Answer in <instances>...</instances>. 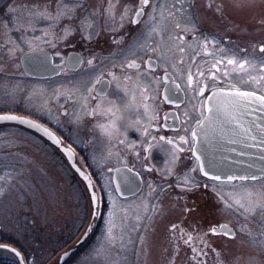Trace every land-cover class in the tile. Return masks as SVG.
<instances>
[{
	"label": "flooded vegetation",
	"instance_id": "flooded-vegetation-1",
	"mask_svg": "<svg viewBox=\"0 0 264 264\" xmlns=\"http://www.w3.org/2000/svg\"><path fill=\"white\" fill-rule=\"evenodd\" d=\"M163 1L151 0V3L162 4ZM137 3L130 4L129 16L125 19L124 27L122 28L118 24H114L112 28L104 25L106 21L100 18L103 17L101 10L105 5L98 8V13L95 16L86 7L78 9L79 12L84 9L87 10L91 22L98 21L100 22L99 25L102 24V27L95 28L94 26V29L87 32V29L90 28L85 26V35L91 34L90 39H84L83 36L77 37V41L66 39L63 41L64 44L58 45L55 49H51L49 44H45L26 46L23 51H20L16 45H12L11 43L7 44L6 41L0 39V49L6 53V56H17L20 71L15 76H20L21 74L32 83L39 85L34 86L40 87V90L42 89V85L43 87L45 85L44 93L47 97L45 101L40 98L43 104L42 110H29L19 105H5L0 106V113H13L34 119L53 132L61 143L57 145L53 141L50 142L43 136L24 128L16 126L5 127H12L22 134H28L33 137L40 144L41 153L45 154L47 158L45 162H51V165L57 168L58 166H62L65 176L70 178L68 179L69 186L76 188V184L80 185L82 181L69 166L64 157L65 155L59 147L62 145L63 147L70 148L75 162L79 164L80 168L90 178L92 187L96 189V193L103 203V207L104 204L110 203V197L115 199V204L117 205H120L122 202L127 203L131 200L148 201L149 204H152L164 198L166 194H172L173 199L183 198L185 202H189L191 206L194 205L197 209L201 208L200 204H204V202L208 204L209 201L211 204H208L206 208L208 206L210 208L217 201L231 203L229 200L230 197L228 196L230 188L226 189L225 187L227 185H233L236 183L235 181H221L220 184L212 185L210 188H195L185 194L182 185V181L185 178L182 168H178V173L173 171L172 175H165L169 165L165 164L166 156L160 150L162 147L160 142L157 141V145L152 147L150 152H144L143 148L148 147L146 142L152 136H178L184 134L183 128L190 127L194 123L196 113L193 111V107H198V98L195 97L194 92L202 85H207L209 90L235 86L241 90L257 91L259 94H264V81L257 83L250 79L251 76L260 75L258 71L249 72L247 69L242 71L227 64L228 59H235L237 61L246 59L258 64L261 59H264V54L259 51L260 46L264 45V40L257 41L256 37L249 38L247 41L240 39L239 42L244 46H239L233 42H229L234 41L237 37H224V35L214 37L213 32H210L200 25L198 19L195 17L194 4L191 3L189 5V12L194 22L192 28L187 26L188 30L184 31L183 29L186 25L180 23L181 27L177 29L175 27L176 23L173 25L171 18L164 24L166 28L164 44L166 47L173 49L171 52L166 50L162 51L159 48L154 52L151 51L150 49L155 48L156 43L160 41V36L152 34L151 38L146 40V43L150 46L149 50L147 52H140L138 56L131 55L128 54L129 46L138 37L141 38L140 42L144 43V36L147 34L144 23L148 20L147 15L141 18L140 24H132L129 22V19L133 17ZM118 8L122 10V7H119V5ZM148 11H151V9ZM117 17L118 20L119 16ZM39 23L40 28H42L43 23ZM256 25H260L257 28H264L263 21H259ZM168 31L172 34L167 33ZM173 31L176 32L173 33ZM26 32L30 34L24 35L17 28V30L12 31L13 37H10L12 38L11 41L18 42L22 45L23 38L27 37L31 39L41 35L40 31L37 32L36 28L34 32ZM259 33L263 35L264 31ZM177 35L183 36L184 39H175ZM169 36L172 37L171 40L168 39ZM15 39L19 41H15ZM46 40L48 39L46 38ZM206 40L208 43L205 45ZM34 41L38 40L36 39ZM48 41H50L49 43L53 42L51 40ZM181 47L184 49L183 52L179 51ZM12 49L14 51L10 52ZM35 51L49 53L52 56L53 64L63 67L49 77L31 76L22 68L21 58L24 54ZM149 59L151 60V64L148 63ZM88 60H92L93 63L89 65L87 63ZM77 61H82V63H77ZM127 61H135V65L139 67L127 68ZM165 68H167L168 76L171 79L165 78ZM189 72L194 78L191 87L187 84V75ZM109 73H112L116 79L113 78V75H109ZM200 73H203V76ZM125 76L133 77V82L140 76L143 78L139 79L140 86L134 89L133 82L124 81ZM213 76H215V79H213ZM97 77H99V81H97ZM118 84L120 86L119 89L117 88ZM175 85H179L180 88L176 89ZM88 88L93 89V91L88 92ZM141 88H147V91L143 93V97L141 95ZM166 88L174 91L179 99H175L174 103L164 101L163 97ZM101 90L106 95H101ZM125 90L127 91V95L125 94ZM133 92L135 93L137 104L143 99V103L148 104L150 110H154L159 117L158 121L153 123V128L149 130L150 135L148 136H143L134 130L136 126L131 123L136 119L141 121V126L146 123L147 117L144 115V108L142 106H133L126 109L124 107L130 103ZM36 93H38L37 89ZM207 94H210V92ZM146 97H150L151 99H144ZM85 98L87 100L86 104ZM98 103L101 105V109L111 108L112 113L105 111L93 113V109L96 108ZM113 113L115 114L113 115ZM185 113L189 117H192L187 124L183 123L186 119ZM165 114H168L166 122ZM77 116H79V119H77ZM174 116L179 117L181 127L179 133L170 130V127H174ZM112 120L116 121L119 133L109 136L101 129L100 125H107ZM165 123L169 127H165ZM0 134H2V131ZM120 141H123V143ZM109 153L112 154L111 157L103 159L104 157H108ZM22 159L24 160L23 166L25 170H28V167L34 163L31 157H26L23 153ZM4 160L8 164L6 168L11 169V171H18L17 165L11 163L9 157L4 158ZM14 161L20 162L21 157ZM147 167H151L153 171L151 173L146 172L145 168ZM125 168L130 170L129 175L136 177L138 187L133 186L130 194L121 196L118 193H114L113 188H115L118 182L116 170L120 169L123 171ZM109 169H112L111 176L113 179L111 186L108 184ZM174 174L176 175L171 181L166 179H170ZM196 179L201 184L206 182L205 178L199 175L196 176ZM178 182H181L180 187L177 186ZM243 183L249 184V190L255 188L251 187L255 185L251 181ZM83 184L85 185L86 183L83 181ZM149 186H151V190ZM219 187L220 189L224 188L226 190L222 193L228 199L220 192ZM221 197L224 199L222 200ZM224 223L230 225L226 220L213 222L208 227L199 225L198 221L196 224L192 223V225L186 227H180L173 223L169 226L172 229V237L177 236L181 244L180 247L176 248V251L183 253L188 250L192 251V248H196L197 252L193 253V257L198 262V258L201 255L199 250L203 248L207 253L206 257L201 255L204 257L205 262L207 264L209 262V264H215L214 259L209 253L213 250L205 248L201 237L212 248L211 243L214 242L212 238L226 236L211 235L210 229L212 227L219 229V225ZM84 224L85 220L80 224L79 230ZM253 224L259 227L257 221L254 220ZM105 225H107V218L103 219V213H101L92 234L99 236L102 231L104 232ZM173 225L176 227L173 228ZM79 230H76L74 235ZM141 230L138 231L139 233L134 240V250H137V246L141 241ZM205 233L208 235H205ZM181 236H183V239H180ZM189 236L192 237V240L189 243H185L184 241L188 240ZM6 240L11 241L10 239ZM185 244L191 248H185ZM208 258L211 259L209 260Z\"/></svg>",
	"mask_w": 264,
	"mask_h": 264
},
{
	"label": "rangeland",
	"instance_id": "rangeland-1",
	"mask_svg": "<svg viewBox=\"0 0 264 264\" xmlns=\"http://www.w3.org/2000/svg\"><path fill=\"white\" fill-rule=\"evenodd\" d=\"M66 2L71 5L72 0H66ZM79 2L85 5L91 13H98V8L102 5L107 6L106 0H79ZM135 3L137 0H119L118 5L122 9L123 5H127L131 9L130 4ZM191 3L195 4V12L200 25L213 32L214 37L223 35L224 37H237L234 41L229 42L239 46H244L239 42L240 39L247 41L249 38L256 37L257 41L264 40L260 39L264 38V34L259 33L264 31V28H257L260 25H256L259 21L264 22V0H164L162 2L173 11H175V9H171L173 4L176 5V9H180L182 5V11H176V15L171 17L172 24L179 22L189 28L194 25L189 12ZM56 5L57 0H0V39L6 41L7 44L16 45L20 51H23L26 46L45 44H49L51 49H55L58 45L64 44L63 41L66 39L77 41V37L86 34V29L83 31L81 29L82 20L85 21L84 27L92 24V28L87 29V32L94 29V26L95 28L102 27L98 21L91 22L89 13L85 9L81 12L77 10L73 20L61 19L58 23L36 15L45 6H50V10L54 11ZM218 8L219 10H217ZM10 9L13 11H9ZM100 19L104 21V15ZM39 22L43 23L42 28H40ZM104 25L111 28L114 26L110 22L104 23ZM65 27L71 30V34L62 39L65 37ZM17 28L24 35H29L30 33L26 31L34 32L36 28L41 35L31 39L25 37L20 45L18 42L11 41L12 38H10L13 37L12 31ZM46 38L53 42L49 43L50 41ZM36 39L39 42L34 41ZM17 40L15 39V41ZM19 71L17 56L7 57L6 53L0 49V106L19 105L29 110H42L41 99L45 101L47 98L44 93L45 85L44 87L42 85L40 90V87H36L39 85L32 83L21 74L15 76ZM36 89L38 93H36ZM1 131L0 245L11 244L19 248L22 254L24 249L30 252V255L34 256L33 262L26 257L25 264H42L43 261L46 263L45 261L51 258L49 256L53 257L58 252L57 250H59L57 258H60L63 253L73 248L74 243L70 242L75 236L74 232L79 230L80 224L87 219V207L83 201L84 191L77 184L76 188L69 186L68 179L70 178L65 176L62 166L57 168L53 167L51 162H45L47 158L45 154L41 153V146L33 137L22 134L12 127L6 128L0 125ZM22 153L33 159L34 163L28 167V170H25L23 166ZM6 157L11 159V163L17 165L18 171L6 168L8 165L4 160ZM20 157V162L14 161ZM173 171L178 173L179 169L174 168ZM175 175L166 179L171 181ZM248 186L247 183L236 182L225 187L226 189L230 188L228 196L233 204L231 210L226 208V201L223 203L217 201L210 208L209 206L206 208L208 204H211L210 201L208 204L204 202V204H200L201 208L197 209L189 202H185L183 198L173 199L172 194H166L164 198L152 204H149L148 201L138 200L122 202L120 205L115 204V212L112 217V238H109L107 223L104 232L102 231L99 236L93 239L94 244L85 253L77 255L70 264L197 263L192 251L188 250L183 253L176 251V248L181 244L177 236L172 237V229L169 226L175 223L180 227H186L192 223L196 224L198 221L199 225L208 227L213 222L223 220L228 221L234 227L236 239L212 238L214 241L211 243L212 249L215 251L209 253L215 264L218 262L233 264L237 258L243 264L249 255L264 260L258 244L251 243L252 239L257 241L261 239L260 228L264 223L261 210L257 208L255 215L244 213L234 203L236 199L247 203L246 190L250 189ZM251 187H255L251 190H261L260 184ZM233 189L234 191H232ZM219 190L221 193L226 191L220 187ZM225 198L227 197L225 196ZM108 205L107 210L105 205L103 214V219L107 218V221L109 209L113 207L110 203ZM185 208H190L192 211H186ZM135 211L139 212V218ZM254 220L258 222L259 227L253 224ZM241 225H247L252 229L253 235L249 237L245 233H241L239 231ZM140 229H142L141 241L137 250H134V240ZM4 239H10L12 243ZM241 239H243V243H241ZM68 243L70 244L66 246ZM185 248L191 247L185 244ZM202 256L200 255L198 261L205 262L204 257L207 255ZM18 258L10 252H1L0 249L2 264H20ZM52 263L53 261H50L48 264Z\"/></svg>",
	"mask_w": 264,
	"mask_h": 264
},
{
	"label": "snow or ice",
	"instance_id": "snow-or-ice-1",
	"mask_svg": "<svg viewBox=\"0 0 264 264\" xmlns=\"http://www.w3.org/2000/svg\"><path fill=\"white\" fill-rule=\"evenodd\" d=\"M119 0H107V6L102 8V14L105 17L106 23L110 22L112 24H118L119 27H124V21L129 16L130 9L127 5L123 6V9L120 10L118 8ZM85 5L81 4L79 0H72L71 5L66 2V0H57L56 9L54 11L50 10V6H45L42 11L36 13L43 17L46 20H50L54 23H58L61 19H67L69 21L73 20L76 17V13L78 9L84 8ZM211 7V5H209ZM151 9V11H148ZM171 9H175V11L170 10L169 6L166 4H152L151 0H138V3L135 6L133 17L129 19V22L132 24H140L141 18L144 16H148V20L145 23V27L147 29V34L144 36L145 42L141 43V38L138 37L136 41L133 42L132 45L129 46L128 54L131 55H139L140 52H147L150 46L146 43V40L151 38L152 34L160 36V41L156 43L155 48H151V51H156L157 48L162 51L166 50L171 52L173 49L171 47H166L164 44V33L166 28L164 26L165 22L176 15V11H182L183 6L181 5L180 9H176V5L173 4ZM219 10V8L217 9ZM9 11H13L10 9ZM97 13H92L95 16ZM117 16L119 19L117 20ZM87 19V18H85ZM85 21H81V29H84ZM88 28H92V24L87 25ZM175 27L179 29L181 27L180 23L177 22ZM184 31L188 30L187 25L183 29ZM65 37L71 34V30L68 27L64 29ZM98 35V33H96ZM84 39H90L91 34L83 36ZM169 40L172 39L171 36L168 37ZM177 40H183L184 37L177 35ZM115 43V41H114ZM208 41H205V45ZM202 45V46H205ZM14 51V49L10 50ZM179 51L183 52L184 49L181 47ZM260 53L264 54V45L259 48ZM77 63H82V61H77ZM87 63L91 65L93 63L92 60H88ZM151 64V60L148 61ZM228 65H232L240 70L247 69L249 72L258 71L260 75L251 76L250 79L255 82L264 81V59H261L259 63H254L250 60H241L237 61L235 59H228ZM127 68H132L135 65V61H127ZM109 75H113L109 73ZM203 76V73H200ZM227 75V73H225ZM113 78L116 77L113 75ZM143 77L140 76L137 78L135 82H133V77L125 76V82H133V88L139 87V79ZM165 78L171 79L168 76L167 68H165ZM193 75L189 72L187 75V84L189 87L193 85ZM215 79V76H213ZM97 81H99V77H97ZM119 84L117 88L119 89ZM176 89H179V85H175ZM88 92H92L93 89L88 88ZM147 91V88H141V95L143 97V93ZM210 94H207L209 93ZM125 94L127 95V91L125 90ZM101 95H106L101 90ZM195 97L198 98V107L194 106L193 111L196 113L194 118V123L191 124L190 127L183 128V135L178 136H152L150 140L146 143L148 147H144V152H150L152 147L157 145V141L161 144V151L166 156L165 164L169 165L167 167L165 175H172L174 168H182L184 174V180L182 181L184 193L187 194L191 192L195 188L203 187L205 189L212 187V185L220 184L222 178L226 177L229 182H233L236 180L240 181H251L254 184H260L261 190L255 191L246 190L247 191V203H242L239 199L234 200V203L244 212L248 214L255 215L256 209L259 208L261 210V215L264 216V94H259L257 91H244L239 88L232 86L229 89L224 88H213L211 90L208 89L207 85L200 86L194 92ZM144 99H151L150 97H146ZM175 99H179L175 95V92L171 89H167L165 91V95L163 100L169 103H174ZM87 100L85 98V104ZM143 107L144 115L147 117L146 123L141 126V121L136 119L131 123L136 127L134 130L138 131L143 136L150 135V129L153 128V123L158 121L159 117L156 115L154 110H150L149 105L143 103V99L139 104L136 102L135 93L133 92L132 99L129 104H126L124 107L126 109L131 107ZM105 111L112 113V109H101V105L98 103L96 108L93 109V113ZM91 114V113H90ZM115 113H113L114 115ZM255 114V115H254ZM186 119L183 122L187 124L189 117L187 113H185ZM254 118H249L253 117ZM168 114H165V122L167 121ZM79 119V116H77ZM174 127H170V130L179 133L181 131L179 117L174 116ZM0 120L4 121H16L19 120L22 124H27L30 127H37L29 120L21 119L15 115H3L0 116ZM131 126V125H130ZM101 129L104 130L109 136L119 133V128L117 127L116 121L112 120L107 125H100ZM165 127H169L165 123ZM44 134L53 139V142L57 145H60V141L52 136L51 133L44 130ZM123 143V141H120ZM236 145H240L241 150L239 151L240 156H249L252 158V163H249L248 169H256V171H248L244 175H233L230 172L225 171V168L228 166L227 161L228 157L225 155L226 152H236ZM251 150H255L254 152ZM65 155L68 157L70 161H73L72 166L75 167L74 158L71 150L65 149ZM111 153H109L108 157H104L103 159H107L111 157ZM139 155V153H137ZM259 162V167H257L256 162ZM77 172H80V169H76ZM130 170L125 168L123 171L117 169L116 172L118 174V182L116 183L115 188H113L114 193H119L125 189L131 190L133 186L138 187L136 183V177L133 175H129ZM146 172L151 173L153 169L151 167L145 168ZM112 169H109V177L108 184L111 186ZM259 172V175L256 173ZM193 174V175H189ZM81 175L85 180H88V177L81 172ZM202 176L205 178L206 182L201 184L196 176ZM177 186H181V182L177 183ZM88 187L91 188L92 184L89 180ZM150 190H151V186ZM163 191V189H161ZM0 194H2V190H0ZM219 195V193H217ZM223 200L224 198L221 197ZM91 202L93 205L97 202V197L93 193L91 196ZM110 203L113 205L109 209V219L107 221L108 234L109 238H112V225L113 220L112 217L115 212V199L110 197ZM226 208L229 210L232 209L233 204L227 203L225 204ZM186 211H192L190 208H185ZM127 212V210H125ZM137 218H139V212L135 211ZM93 215L95 213L93 212ZM176 226L173 225V228ZM239 231L241 233H245L247 236L251 237L253 235V230L248 228L247 225H241ZM211 235H224L230 239L235 240L236 234L233 233L231 229L227 227V225H219V231L216 227H212L210 229ZM205 235H208L205 233ZM260 236L261 239L259 241L252 239L251 243L258 244L260 249L261 256H264V223L261 224L260 228ZM183 239V236L180 237ZM192 240V237L189 236L188 240L184 241L185 243H189ZM202 243H204L205 248H209L213 251L215 249L211 248V245L207 243L201 237ZM243 239H241V243H243ZM0 249L5 252L13 253L16 257H20V253L17 252L14 248H7L3 245H0ZM192 252L196 253L197 249L192 248ZM201 255L206 256L207 253L204 249L199 250ZM219 255V253H217ZM20 264H24L23 258L20 260ZM197 264H206L204 261H198ZM220 264V262H218ZM233 264H241L239 258L233 261ZM243 264H264V260H259L255 256L249 255L246 260L243 261Z\"/></svg>",
	"mask_w": 264,
	"mask_h": 264
},
{
	"label": "water",
	"instance_id": "water-1",
	"mask_svg": "<svg viewBox=\"0 0 264 264\" xmlns=\"http://www.w3.org/2000/svg\"><path fill=\"white\" fill-rule=\"evenodd\" d=\"M21 63L23 66V69L29 73L30 75L33 76H38V77H49L52 76L57 70H59L60 68H62L63 66H56L53 65L52 62V58L48 53H44V52H40V51H35V52H29L23 55V57L21 58ZM227 90V89H226ZM3 115H11V114H0V116ZM255 115V114H254ZM16 116V115H15ZM21 119L24 120H29L28 118L25 117H20L17 116ZM254 118L253 117H249ZM31 121V120H29ZM6 122H11V123H19V120L16 121H4V120H0V123H6ZM34 125H37V127H30L27 124H22L24 126H27L31 129L36 130L37 132L43 134L44 136H46L48 139L50 138L49 136L44 134V129L42 126H40L38 123H35L33 121H31ZM47 132H49L47 130ZM52 139V138H50ZM237 151L236 152H226L225 155L228 157V161H227V167L225 168V171L230 172V174L233 175H244L246 174L248 171H256V169H248V165L249 163H252V158H250L249 156L245 155V156H240L238 153L241 150L240 145H236L235 146ZM251 151H255V150H251ZM71 164H73V161H70ZM257 167H259V162H256ZM257 175H259V172L256 173ZM222 180H227L226 177L222 178ZM123 191H121L120 193H122ZM131 191L125 192L123 193L124 195H128L130 194ZM7 248H12L10 246L7 245H3ZM16 250V249H15ZM66 255H68L67 253H64L61 258H60V262H62V258L66 257ZM22 258V255L20 254V260Z\"/></svg>",
	"mask_w": 264,
	"mask_h": 264
},
{
	"label": "bare ground",
	"instance_id": "bare-ground-1",
	"mask_svg": "<svg viewBox=\"0 0 264 264\" xmlns=\"http://www.w3.org/2000/svg\"><path fill=\"white\" fill-rule=\"evenodd\" d=\"M53 137H55L53 134H52ZM60 147H63L62 145ZM227 237V236H226Z\"/></svg>",
	"mask_w": 264,
	"mask_h": 264
}]
</instances>
